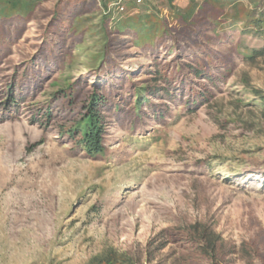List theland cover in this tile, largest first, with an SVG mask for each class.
Returning <instances> with one entry per match:
<instances>
[{"label": "rangeland", "instance_id": "1", "mask_svg": "<svg viewBox=\"0 0 264 264\" xmlns=\"http://www.w3.org/2000/svg\"><path fill=\"white\" fill-rule=\"evenodd\" d=\"M76 56L72 75L86 70ZM225 82L195 110L170 104L146 132L115 124L105 157L87 158L30 122L29 107L0 113V264L136 255L159 230L194 221H212L236 244L264 232V178L248 173L264 159V115L246 99L251 88L264 92V54L238 60Z\"/></svg>", "mask_w": 264, "mask_h": 264}, {"label": "trees", "instance_id": "2", "mask_svg": "<svg viewBox=\"0 0 264 264\" xmlns=\"http://www.w3.org/2000/svg\"><path fill=\"white\" fill-rule=\"evenodd\" d=\"M247 1L0 0V113L29 107L30 122L50 126L87 158L105 157L115 124L146 132L170 104L195 110L238 60L264 54V0ZM76 54L86 70L72 75ZM246 91L264 115V92ZM249 171L264 178V159ZM144 263L264 264V232L236 244L212 221L175 224L136 255L107 249L88 262Z\"/></svg>", "mask_w": 264, "mask_h": 264}, {"label": "built area", "instance_id": "3", "mask_svg": "<svg viewBox=\"0 0 264 264\" xmlns=\"http://www.w3.org/2000/svg\"><path fill=\"white\" fill-rule=\"evenodd\" d=\"M139 1V0H138ZM120 10H122V8H120Z\"/></svg>", "mask_w": 264, "mask_h": 264}]
</instances>
